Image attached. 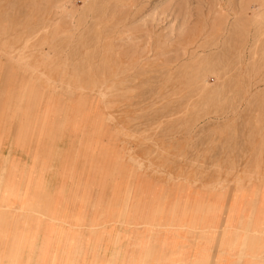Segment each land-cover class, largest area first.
<instances>
[{"label":"rangeland","instance_id":"374dc122","mask_svg":"<svg viewBox=\"0 0 264 264\" xmlns=\"http://www.w3.org/2000/svg\"><path fill=\"white\" fill-rule=\"evenodd\" d=\"M0 264H264V0H0Z\"/></svg>","mask_w":264,"mask_h":264}]
</instances>
